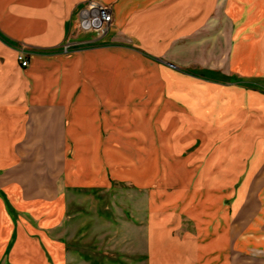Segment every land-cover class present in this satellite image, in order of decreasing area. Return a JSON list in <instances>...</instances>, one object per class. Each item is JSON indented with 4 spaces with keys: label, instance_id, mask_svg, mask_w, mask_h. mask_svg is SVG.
<instances>
[{
    "label": "crops",
    "instance_id": "1",
    "mask_svg": "<svg viewBox=\"0 0 264 264\" xmlns=\"http://www.w3.org/2000/svg\"><path fill=\"white\" fill-rule=\"evenodd\" d=\"M84 1L0 0V264L70 263L72 201L115 185L81 161L117 143L118 105L175 129L200 211L158 233L149 212L147 264H264V0H104L107 34L64 53Z\"/></svg>",
    "mask_w": 264,
    "mask_h": 264
},
{
    "label": "rangeland",
    "instance_id": "2",
    "mask_svg": "<svg viewBox=\"0 0 264 264\" xmlns=\"http://www.w3.org/2000/svg\"><path fill=\"white\" fill-rule=\"evenodd\" d=\"M90 1L109 7L104 0H86L77 7L75 15ZM83 34L76 28V18L72 19L67 42L81 41L85 39ZM119 95L124 100L121 96L124 91L119 89ZM118 108L117 119L113 120L118 125L117 143L97 146L105 160L81 161L86 167L101 163L103 169H112L115 185L109 192L96 194L95 202L87 200L78 206L72 201L66 233L72 254L69 264H147L149 212L150 231L156 233L162 232L163 224L178 220L180 213L195 216L200 212L189 200L188 189L193 177L185 163L173 155L174 148H178L172 142L175 129L158 128L156 114L146 122L142 121L141 113L125 112V107L120 105ZM143 134L146 137L140 139ZM185 155L188 154H182ZM185 214L174 229L176 235L191 232L192 226ZM158 243L151 241V246ZM250 254L264 255V248L253 249Z\"/></svg>",
    "mask_w": 264,
    "mask_h": 264
},
{
    "label": "built area",
    "instance_id": "3",
    "mask_svg": "<svg viewBox=\"0 0 264 264\" xmlns=\"http://www.w3.org/2000/svg\"><path fill=\"white\" fill-rule=\"evenodd\" d=\"M112 23V13L109 7L96 1H90L85 6L80 8L76 14V28L80 33H94L100 37L107 34ZM70 43H65L61 51L69 52ZM20 65L26 67L28 60L24 50L19 51L17 57Z\"/></svg>",
    "mask_w": 264,
    "mask_h": 264
},
{
    "label": "bare ground",
    "instance_id": "4",
    "mask_svg": "<svg viewBox=\"0 0 264 264\" xmlns=\"http://www.w3.org/2000/svg\"><path fill=\"white\" fill-rule=\"evenodd\" d=\"M166 176V175H165Z\"/></svg>",
    "mask_w": 264,
    "mask_h": 264
}]
</instances>
